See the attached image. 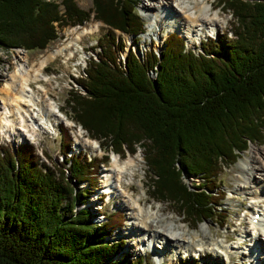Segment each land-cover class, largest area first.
<instances>
[{"label":"trees","instance_id":"obj_1","mask_svg":"<svg viewBox=\"0 0 264 264\" xmlns=\"http://www.w3.org/2000/svg\"><path fill=\"white\" fill-rule=\"evenodd\" d=\"M61 6L0 0V44L44 50L66 27L91 19L105 25L96 56L75 81L84 95L71 89L66 100L72 120L116 154L141 147L151 198L173 204L192 229L218 224L224 210L216 178L250 144L264 143V0H221L231 28L199 51L171 34L159 57L129 50L124 60L123 35L136 39L144 30L132 0H92L89 11L73 0ZM63 156L66 171L43 162L32 145H0V264H145L107 240L117 213L93 223L82 207L88 191L81 185L93 189L101 161Z\"/></svg>","mask_w":264,"mask_h":264},{"label":"rangeland","instance_id":"obj_2","mask_svg":"<svg viewBox=\"0 0 264 264\" xmlns=\"http://www.w3.org/2000/svg\"><path fill=\"white\" fill-rule=\"evenodd\" d=\"M41 1H44L45 3H56L60 5L61 12L64 10L61 6V2L63 0ZM132 1L136 5L134 13L142 19L144 30L136 39L133 37L123 36L124 51L120 55V58L123 60L129 50H135L138 57H145L146 55H149L151 50L153 53H160L164 49L163 41L168 37V35L175 32V35L179 34L182 36L180 37L183 40L185 39L188 49L199 51L201 40H203L204 43L207 39L214 38L215 35L222 37L224 33H227V31L231 28V16L225 14L221 10L222 6L218 5L220 7L218 8V0H210L213 3H216V7L218 8V27L208 24L205 25V27L199 26L193 28V31H189V29L187 30L185 28V24L182 21L176 22L177 19L170 20L168 17H165L166 19H164V14L160 11V13H158L159 18L161 20L164 19L163 22L165 23H163L160 27L155 26V32H151L147 29L150 20L146 18L147 14L144 10V4L146 1H149ZM73 2L78 6V8L83 9L84 11H89L92 8V0H73ZM212 14L216 15V12ZM191 15L194 16L195 12H191ZM167 22L170 25H168ZM92 26H97V30L92 33L83 31L80 36L81 39L79 38L78 41L72 42L73 29L81 30L82 27L90 29ZM151 27L153 26L151 25ZM106 31L107 27L105 25L91 19L83 26L66 27L59 30V38L51 42L44 50L26 51L21 47L6 49L4 48L5 46L0 44V102H3L7 98V96L3 93V89L7 85L8 78L16 71L17 66L24 62V56L27 58L26 61H28V67L38 70L41 67L40 62L43 61L45 57L53 54V52L59 50L62 51L60 55H58L55 59H51V61H49L43 68L42 75L51 78L52 80L50 82H41L40 84L34 83L31 84V87L38 90V87L40 86L41 88L43 87L47 90L48 94L41 92V95H47L51 101L55 102L58 110L65 119L59 120L57 118H51V126L44 125L46 128L43 129L41 125L35 129V131H33L31 127L25 128L22 125L20 126V124L15 126L16 129L10 128L11 125L9 128H2V125L5 124V119L2 118L5 115H2L3 104H0V117H2L0 120V144L4 147H17L22 144L32 145L43 162L48 165H61L64 171H66V167L62 164L65 159L63 151H66V154L70 152L68 155H80L89 159L95 158L100 160L102 157H107L106 161L103 162L104 165H100V168L97 167L96 175L92 176L93 179L91 180L94 183L93 189L91 190V187L87 182H84L81 185L82 189L88 191V198L82 207L90 209L93 223H106L107 221L104 216H110L112 219L111 214L115 210L118 213L122 211L121 216L120 214H117L116 221L114 222V225L116 226L111 230L112 234L110 237L107 238V240L111 239L110 241H120L123 243L121 254L125 253L135 259L142 258L145 264H256L257 261L255 262L252 255L256 254V256H262L264 253L261 252L262 246L256 245V239L259 238L257 230L252 231L249 224L251 220H253L252 217L255 216L254 213L257 211V207L253 206L255 191L257 187H260V185L262 183L264 184V182L263 176L258 175L256 178L258 180L261 179L259 184L253 183L257 179H255V181L252 180L250 184H246L245 181L248 177L246 176L247 174L244 169L253 166L261 168L264 167V143L261 144L259 142H254L253 144H250L248 150L241 154L236 164L225 170L219 177L216 178L214 184L216 187L215 192L218 191L219 194H222V202L220 206L224 210L221 213L220 218H218V224L212 221H206L192 229L190 223L184 221V218L177 212L176 207L173 206V204L167 202H162L160 204L151 198L148 192L149 182L146 176V165L143 160V153L141 152L143 149L141 147H137L141 151L137 149L138 151L134 154L123 150L124 153L119 154V156L112 155L113 153H111V148L108 149L98 141H92L90 137H88L87 133L80 130V128L75 125L71 118L72 113L66 104V100L71 89L82 91L84 95L83 88L75 81L76 79L84 77V70L87 67V63L91 57L96 56L97 51H95V48L97 47L98 41L102 40V36L106 33ZM116 34L119 35L118 32H116ZM70 42H72V47L66 50L65 47ZM149 77L154 79L156 77L155 72L152 71L149 74ZM39 107L42 108L41 105ZM37 113L38 111H35V113L32 112L31 115H38ZM11 119L14 121L16 120V123H19L20 121L18 115H14ZM37 119V124H41V116L38 115ZM6 130H9V133H5L4 131ZM80 135L82 136V139L79 138ZM62 143L64 144L63 147H61ZM15 150L16 149H14V151ZM115 157H121V161L132 158H135L136 160V163L131 166V172L127 178L123 180V183H121L122 185L125 183L124 188L129 185V188L132 187V190H135L132 201L129 199L130 194L127 192L128 187L125 188L126 190L118 188L119 184L117 183L118 181H116V178H113L112 181L105 182L110 168H113ZM141 160L142 162H140ZM184 180L189 185H198V183H200L199 178L197 179L192 176H185ZM110 184L113 186L112 188H114L116 194L111 195L112 197L109 196V198L101 197V201L98 199L100 194L105 191L110 192L108 190V186ZM256 193L258 198L264 195L263 189L257 190ZM140 196L145 199H150V202H152V205L155 206L156 211L160 210L162 205L166 207V213L161 212L159 214L164 217L163 219H165V223L173 225V228L175 229L174 233L176 235L185 234L187 237H192L191 242H193L194 240L196 241L197 236L202 239L204 237L203 232L206 231V241L208 243L204 246L205 248L203 247V249L205 253H209L210 256H201L200 252L196 249V251L192 250L191 253H187L186 250H181V248L177 249L175 247L163 250L162 239H156L153 249L151 250L150 248H147L148 250L146 252V246L142 240L143 235H141V231L143 229H138L139 222L133 220L134 217L132 210L128 207V205L135 206V200L136 198H141ZM262 200L264 204V199ZM146 207L150 210L152 209L151 205H147ZM79 208L81 207H78V209ZM137 210H139L138 207ZM156 211L155 213H157ZM133 227H135V230L131 231ZM157 227L162 229L165 225L161 223L157 224ZM155 229L157 228L152 227L150 229L151 232L149 233H152V230ZM208 231H211L210 234ZM260 239L264 243V233L263 236H260ZM244 240L246 244L240 248V243L244 242ZM188 241L190 242V239L186 238V242ZM213 243L215 245L220 244L224 246L228 252H232L234 257L233 260H230V258L226 255V252L224 253L222 249L214 246ZM254 248L258 253H255ZM198 253L200 255L199 257ZM243 254H247V256L242 257ZM119 257L120 254L118 258Z\"/></svg>","mask_w":264,"mask_h":264},{"label":"bare ground","instance_id":"obj_3","mask_svg":"<svg viewBox=\"0 0 264 264\" xmlns=\"http://www.w3.org/2000/svg\"><path fill=\"white\" fill-rule=\"evenodd\" d=\"M148 1L149 2L146 1V3L144 4V10H145V13L147 14L146 18L150 20L149 26L150 27L151 25L153 26L151 28L149 26L147 27V29H149L151 32L152 31L155 32V26L160 27L163 23H165L163 22V20L166 19L165 17H168L170 20L177 19L176 22L182 21L185 24L184 25L185 28L187 30L189 29V31H193L192 29L195 27H199V26L205 27V25H208V24L218 27L217 18L219 17V15L217 14V10L220 7L217 8L216 3H213L210 0H148ZM221 8H222L221 10L223 11V7ZM160 11H162L164 14V17H163L164 19L162 20L159 18V15H158ZM191 12L193 13L195 12V15L192 16ZM215 12H216V15L212 14ZM170 23L173 24L172 22ZM97 24L100 25L99 23ZM167 24L170 25L168 22ZM97 28H98L97 26H92L90 29H87L84 27H82L81 30L73 29L72 30L73 32L72 42L78 41L83 31L84 32L88 31L92 33L93 31L97 30ZM72 42H70L65 47L66 50L72 47ZM61 52L62 51L59 50V51L53 52V54H50L48 57H45L43 61L40 62L41 67L38 70L29 68L28 61H26L27 58L26 56H24L25 58L23 61L25 63L23 62L17 66L16 71L8 78L7 85L3 89V93L7 96V98L3 102H0V104H3L2 115L3 114L5 115L3 118L0 117V120L1 118L5 119V124L2 125V128H5V127L9 128L11 125L10 128L16 129L15 126H17V124L18 125L20 124V126L22 125L25 128L31 127V129L35 131V129H37L41 125L43 129L46 128L44 125L51 126V123H50L52 120L51 118L65 120L62 114L60 113V111L58 110L55 102L51 101L47 97V95H43V94L41 95V92H45V94H48L47 90H45L43 87L41 88L40 86L38 87V90H35L34 88L31 87V84H34V83L40 84L41 82H50L52 80L51 78L43 76L42 71H43V68L47 65V63L51 61V59H55L58 55L61 54ZM40 105L42 106V108L39 107ZM35 111H38L37 114L41 116V120H42L41 124H37L38 115H34V116L31 115V113L32 112L35 113ZM14 115L19 116L20 118V121L18 119L19 123H16L15 122L16 120L14 121L13 119H11V117H13ZM28 118L30 119L32 118V119L30 120ZM8 131L9 130H6L4 132L9 133ZM113 155H116V154H113ZM140 162H142V160ZM135 163H136L135 158H132L129 160L125 159L121 161V157H115L113 168L112 169L110 168L109 174L107 176V180L105 182L112 181L113 178H116V181H118L117 183L119 184L118 188H122L126 190L125 188H127L129 185H127V187L125 186L124 188L125 183L124 185H122L121 183H123V180L127 178L129 173L131 172L130 171L131 166L134 165ZM244 171L247 174L246 176L248 177V179H246L245 181L246 184H250L252 180L255 181L258 175L263 176V182H264V167L262 168L256 167V166L247 167L244 169ZM260 180L257 179L253 183L259 184ZM111 184L108 186V190L110 192L105 191L108 194V198L109 196L116 194V191L114 190V188H112L113 186ZM131 184H134V183H131ZM259 189H263V193H264L263 183L260 185V187H257L255 191V196H254L255 200L253 203V206L257 207V211L255 213L259 214V220L256 225H253V223L251 224L254 226V228H252V231L257 230L259 234V238L256 239V245L262 246L261 252L264 253V243L260 239V236H263V233H264V224L262 223L264 219V204L262 200L264 199V195H262L263 198L257 197L256 192ZM134 191L132 190V187L130 188L128 187L127 192L130 194L129 199L131 201L134 197V194H133ZM135 201H136L135 206L128 205V207L130 210H132L133 217H134V219L133 218L132 219L139 222L138 229L140 228L143 229L141 231V235H143L142 240L146 246V249H145L146 252L149 248H151V250L153 249L154 242L156 239H162L163 240V250L170 249V247H175L177 249L181 248V250H186L187 253H191L192 250L194 251L197 250L200 252L201 256H210V254L205 253L203 249V247L206 246L208 243L206 241V238H207L206 231L203 232L204 233L203 234L204 237L202 238L203 240L199 236H197L196 241L194 240L193 242H191L192 237H187L185 234L176 235L174 233L175 229L173 228V225L165 223V219H163L164 217L160 215L159 213L161 212L166 213L167 211V209H165L166 207L162 205L160 210L156 211V208L154 205H152V202H150V199H147V198L145 199L141 197V198H136ZM147 205H151L152 209L150 210L149 208H147L146 207ZM137 207L139 208V210H137ZM155 211L157 213H155ZM120 212L119 213L116 212V213L120 214L121 216L122 211ZM161 223L165 225V227L162 229L157 227V224H161ZM152 227H156L157 229L152 230V233H149L151 232L150 229ZM134 230H135V227L131 229V231H134ZM186 238H189L190 242L189 241L186 242ZM245 244L246 243L244 240V242L240 243V248L244 246ZM213 245L222 249L224 253L226 252V255L230 258V260L231 259L233 260L234 257H233L232 252H228L226 248L220 244L215 245L213 243ZM254 251L255 253H258L255 250V248H254ZM246 256L247 254L242 255V257H246ZM252 258L255 260V262L257 261L256 264H264V255L256 256V254H253Z\"/></svg>","mask_w":264,"mask_h":264}]
</instances>
